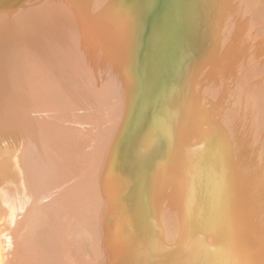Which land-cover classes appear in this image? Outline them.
Here are the masks:
<instances>
[{"label":"bare ground","instance_id":"6f19581e","mask_svg":"<svg viewBox=\"0 0 264 264\" xmlns=\"http://www.w3.org/2000/svg\"><path fill=\"white\" fill-rule=\"evenodd\" d=\"M0 264H264V0H0Z\"/></svg>","mask_w":264,"mask_h":264},{"label":"rangeland","instance_id":"374dc122","mask_svg":"<svg viewBox=\"0 0 264 264\" xmlns=\"http://www.w3.org/2000/svg\"><path fill=\"white\" fill-rule=\"evenodd\" d=\"M37 87H34V86H30V87H26V86H24V88H23V91H25V92H31V91H34V89H36ZM60 102H62V97H60ZM59 106H64V105H62V104H59ZM78 112L75 110V109H73L72 107H69L68 109H65L64 111L62 110V112H61V116H60V118L58 119V121H60L61 119V121H60V123L61 122H63L62 123V129H61V127H60V131H62V132H65L66 133V135H64L63 133H61V135L60 134H55L56 136L53 138V136H54V132L55 133H60V131L59 132H56L57 130H55V131H51V133L53 134V136L52 137H50V138H52V139H54V141L56 142L59 138H60V141H61V143H62V145L68 150L67 152H65L66 153V156L68 155H70L69 157H70V159H72V160H70V162H68L69 164H67V167H68V169L73 173V169H72V167L70 168V166H73V164H76V165H74L73 167H75L74 168V170H75V173H74V175L73 176H75V178H82L83 177V166L85 165V163H86V165L91 161V159H92V155H93V150H94V148H93V144H92V140L91 139H93V138H91V133H92V130L89 128V127H91V124H93V125H97V120H96V116L98 117V116H100L98 113H97V110H95V113H94V111H93V114H92V116H89L86 112L83 114H77ZM96 114V115H95ZM98 114V115H97ZM65 115V116H64ZM81 115V116H80ZM95 116V117H94ZM59 117V116H58ZM74 117V118H73ZM81 117H83V118H81ZM75 119H77L78 121L79 120H81L79 123L78 122H76V120ZM94 119V120H93ZM69 122V123H68ZM84 124V125H82V124ZM89 123H91L90 124V126H89ZM54 125V124H53ZM52 125V126H53ZM66 125V126H65ZM80 125H81V127H80ZM87 125V126H86ZM71 127V128H70ZM50 129H51V127H50ZM52 129H53V127H52ZM56 129V128H55ZM96 129H97V127H96ZM74 130H76V131H74ZM95 131V130H94ZM97 131V130H96ZM74 134H73V133ZM68 133V134H67ZM67 135H68V137H67ZM70 136V137H69ZM72 136V137H71ZM76 136V137H75ZM78 136V137H77ZM86 136V138L84 139V141H83V143L84 144H89V145H86V146H84L82 143H81V139L83 138V137H85ZM47 137V136H46ZM65 138H67V139H65ZM69 138V139H68ZM71 138H72V140H71ZM71 140V141H70ZM76 141V142H75ZM65 142H66V145H65ZM71 142H72V144H71ZM80 143V144H79ZM70 144V145H69ZM76 144V145H75ZM71 147V148H70ZM88 148V149H87ZM86 150V151H85ZM71 151H73V152H71ZM83 151L85 152V153H83ZM70 154H69V153ZM81 153V154H80ZM74 154V155H73ZM90 154H91V156H90ZM82 155V156H81ZM77 156V157H76ZM85 156V157H84ZM88 156V157H87ZM76 158V160H74ZM87 158V159H86ZM72 161V162H71ZM74 161H75V163H74ZM88 163H87V162ZM72 163V164H71ZM71 164V165H70ZM86 165L84 166V168L86 167ZM76 174V175H75ZM78 175H79V177H78ZM12 239H13V237L11 238H8V242H6V245L8 246V247H14V249H15V246H16V240H14V241H12ZM11 240V241H10Z\"/></svg>","mask_w":264,"mask_h":264}]
</instances>
